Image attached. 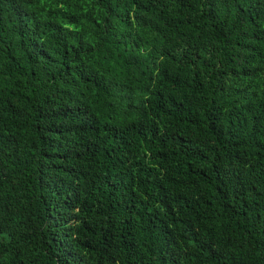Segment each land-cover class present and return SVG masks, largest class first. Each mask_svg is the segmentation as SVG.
I'll use <instances>...</instances> for the list:
<instances>
[{"label":"trees","instance_id":"1","mask_svg":"<svg viewBox=\"0 0 264 264\" xmlns=\"http://www.w3.org/2000/svg\"><path fill=\"white\" fill-rule=\"evenodd\" d=\"M0 264H264V0H0Z\"/></svg>","mask_w":264,"mask_h":264}]
</instances>
